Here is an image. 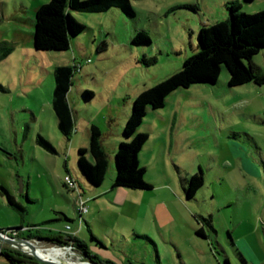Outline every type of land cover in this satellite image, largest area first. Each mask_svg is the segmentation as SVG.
Instances as JSON below:
<instances>
[{
    "label": "rangeland",
    "instance_id": "rangeland-1",
    "mask_svg": "<svg viewBox=\"0 0 264 264\" xmlns=\"http://www.w3.org/2000/svg\"><path fill=\"white\" fill-rule=\"evenodd\" d=\"M40 1L48 0H0V46L20 39L0 61V83L6 87L0 90V185L24 207L10 205L0 191V228L27 234L31 227L42 235L64 234L67 223L71 233L79 228L77 191L66 186L64 177L71 175L84 189L77 147L87 145L89 126L96 124L110 161L101 185L86 190L88 198L81 192L88 199L87 212L76 237L90 252L114 264H242L231 239L252 227V243L260 246L257 250L255 244L253 252L264 264V83L230 87L223 67L215 84L171 91L162 107L147 110L137 128L149 136L139 165L151 189L111 186L114 145L123 139L134 98L181 68L197 50L198 28L226 19L224 4L231 0H132L133 17L118 8L72 12L86 26L74 36V46L32 58L26 32L34 31ZM234 1L246 13L264 9V0ZM139 30L149 42H132ZM142 57L155 62L146 65ZM252 61L264 72V48ZM61 64L76 66L67 95L76 130L69 140L51 107L52 72ZM38 134L57 152L41 148ZM195 173L201 174L202 185L186 198L183 178ZM60 209L73 221L54 220L62 216ZM31 240L52 256L67 250L53 259L60 263L96 264L69 243ZM0 264L10 263L0 255Z\"/></svg>",
    "mask_w": 264,
    "mask_h": 264
},
{
    "label": "trees",
    "instance_id": "trees-1",
    "mask_svg": "<svg viewBox=\"0 0 264 264\" xmlns=\"http://www.w3.org/2000/svg\"><path fill=\"white\" fill-rule=\"evenodd\" d=\"M224 6L228 13L227 18L212 24L201 25L198 28L197 50L184 58L181 68L165 79L143 89L134 98L131 111L122 128L123 139L118 142L114 151L112 187L151 189V183L144 179L145 168L139 165L138 158L149 136L145 132L138 131L137 128L147 110L162 107L166 96L171 91L199 82L215 84L223 67L227 70V85L230 87L249 82L264 83V72H259V68L252 61L253 55L264 48V9L246 13L241 10V3L234 0L225 2ZM110 8H118L128 17L135 15L132 0H48L35 9L34 31L32 32L34 49L38 52L68 50L74 36L86 29V26L79 22L72 12L100 13ZM131 40L133 43H147L149 37L139 30ZM13 48L12 44L7 47L0 46V60L7 56ZM141 61L150 65L155 62V58L142 57ZM75 69L74 64H61L56 65L52 72L54 87L51 107L57 127L67 140L75 130L72 109L67 99ZM0 90L6 91L2 83H0ZM84 94L88 98L93 95L89 90H85ZM101 137L100 127L90 124L88 146L77 150L76 165L86 183L91 187L101 185L109 167L110 160L101 143ZM36 142L48 152H57L51 141L41 134H38ZM183 181L186 198H191L202 185L203 178L201 174L195 173L189 178H183ZM77 187L81 193L78 183ZM0 191L7 196L10 205L24 210L6 186L0 185ZM61 219L73 221L64 214L54 220ZM0 230L5 231L2 228ZM88 230L90 231L89 228ZM6 232L27 239L37 238L58 246L69 243L96 264H114L111 260H101L96 254L90 252L87 244L75 235L54 231H48L42 235L40 229L33 232L31 227L28 228L27 234L15 233L17 228H10ZM91 239L100 243V240L92 233ZM0 255L5 257L10 264H47L30 254L2 243H0ZM156 256L158 257L157 254ZM224 264H229L228 260H225Z\"/></svg>",
    "mask_w": 264,
    "mask_h": 264
},
{
    "label": "crops",
    "instance_id": "crops-1",
    "mask_svg": "<svg viewBox=\"0 0 264 264\" xmlns=\"http://www.w3.org/2000/svg\"><path fill=\"white\" fill-rule=\"evenodd\" d=\"M241 3V2H240ZM41 4H43V1H40L39 2V4L38 5H41ZM242 3H241V7H242ZM37 7H39V6H37ZM36 9V8H35ZM1 12V11H0ZM32 26H33V24H32ZM21 31V33H23L24 32V30H20ZM20 33V32H19ZM26 34H27V36H28V38L30 39V41H31V47H29L28 48V50H27V54L28 55H30L29 57H31L32 56V58H36L37 56H40V52H42V51H40V52H38V51H36L35 49H34V44H33V34L31 33L30 34V32H26ZM20 39H17L16 41H14L13 43H11L13 46H14V48H15V45H14V43L15 44H17V43H19L20 41H19ZM74 42H76V41H74V39L73 40H71V43H70V47L72 48V46H74L73 44H74ZM76 46L78 47V44L76 43ZM69 47V48H70ZM13 48V49H14ZM33 48V49H32ZM31 49H32V51H31ZM12 51V50H11ZM11 51L9 52V54L7 55V56H5L2 60H0L1 62L2 61H5V60H7L8 59V57H9V55H10V53H11ZM31 52V53H30ZM6 88V87H5ZM68 95V94H67ZM68 99V98H67ZM76 130H74V132H75ZM73 132V133H74ZM72 133V134H73ZM72 134H71V136H72ZM70 136V137H71ZM101 141H102V137H101ZM147 142V141H146ZM102 143V142H101ZM116 145H117V141L115 142V145H114V149L116 148ZM88 146V131H87V145H80V146H78L77 147V150H78V148H80V147H87ZM144 146H145V144L143 145V147H142V149H141V151L143 150V148H144ZM115 151V150H114ZM141 151H140V153H139V157H140V154H141ZM138 157V158H139ZM89 159H90V157H88ZM112 186V185H111ZM92 187L90 186V185H88V184H86L85 186H84V189L83 190H81V192L82 193H84V194H86L87 195V198L89 197L88 196V192H85L86 190H90ZM87 198H85L86 200H87V202H88V199ZM87 202H86V204H87ZM59 212H61L62 213V215L64 214V215H66V216H68L67 214H66V212H63V210H59ZM264 214H262V216H263ZM59 217H61V216H59ZM69 217V216H68ZM85 221V220H84ZM68 224V223H67ZM87 224V226L89 227V225H88V223H86ZM70 225V224H69ZM249 225H250V223H249ZM66 226V225H65ZM250 227H251V225H250ZM72 228H71V226H70V231H72L71 230ZM79 229L80 228H78L77 230H75V231H73V232H76V234L78 233V231H79ZM90 229V228H89ZM251 231H250V233H248V232H246V233H248V234H244V235H240V236H238V238H237V240L236 239H231V245L234 247V249H235V252H236V255H237V257H238V259H239V261L242 263V264H248V262H250V264H262V261L263 260H261V261H259L258 260V258H257V256L254 254V252H253V250H254V246H255V244H256V248H257V250L258 249H260V246H259V243H252V241H254L253 240V235H254V229L251 227ZM76 234H75V236H76ZM230 238H231V236H230ZM258 252V251H257ZM261 253V252H260Z\"/></svg>",
    "mask_w": 264,
    "mask_h": 264
},
{
    "label": "water",
    "instance_id": "water-1",
    "mask_svg": "<svg viewBox=\"0 0 264 264\" xmlns=\"http://www.w3.org/2000/svg\"><path fill=\"white\" fill-rule=\"evenodd\" d=\"M0 242L4 243L6 245H9L11 247L17 248L23 252H26V253L36 257L41 262H44L47 264H57L56 262H54L50 259H47V258H43L38 253H36L39 251V245H38V243L32 241L31 239L18 237V236L10 234L9 232L0 230ZM23 245L30 246L31 248H34L36 250V252L34 253V252L27 251L26 249H24Z\"/></svg>",
    "mask_w": 264,
    "mask_h": 264
},
{
    "label": "built area",
    "instance_id": "built-area-1",
    "mask_svg": "<svg viewBox=\"0 0 264 264\" xmlns=\"http://www.w3.org/2000/svg\"><path fill=\"white\" fill-rule=\"evenodd\" d=\"M64 180H65V184L68 188H70L73 191H77L76 192L77 193L76 199L74 202H75V207L77 209V220H78V224H79V228H80V225H81L82 221L84 220L82 218V215L87 212V204H86L87 200L80 193V191L77 187V183H76L75 179L71 177V175H69V174L65 175ZM64 233L71 235V236H74L76 234V232H72V233L70 232V225L69 224H66L65 229H64Z\"/></svg>",
    "mask_w": 264,
    "mask_h": 264
},
{
    "label": "bare ground",
    "instance_id": "bare-ground-1",
    "mask_svg": "<svg viewBox=\"0 0 264 264\" xmlns=\"http://www.w3.org/2000/svg\"><path fill=\"white\" fill-rule=\"evenodd\" d=\"M23 246H24V249H26L27 251L34 252V253L36 252V250L34 248H31L30 246H25V245H23ZM56 249H59V248H56ZM48 250L49 249H47V250L39 249V251L36 252V253H38L43 258H47V259H50V260L56 262L57 264H64V263H60L58 261H55L53 259H59L60 255H61V257L62 256H66L67 250H63V251H61L60 253H58L57 255H54V256H52L51 254H48L47 253ZM54 257H57V258H54ZM59 261H61V260H59ZM71 261H66L67 263H65V264H75V263H73ZM61 262H63V261H61Z\"/></svg>",
    "mask_w": 264,
    "mask_h": 264
}]
</instances>
